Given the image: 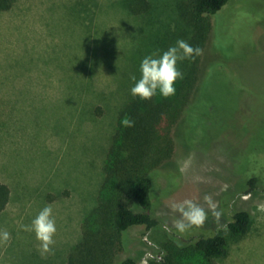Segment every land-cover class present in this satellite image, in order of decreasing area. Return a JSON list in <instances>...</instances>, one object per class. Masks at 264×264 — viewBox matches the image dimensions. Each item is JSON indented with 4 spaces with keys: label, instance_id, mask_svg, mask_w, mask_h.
I'll list each match as a JSON object with an SVG mask.
<instances>
[{
    "label": "rangeland",
    "instance_id": "obj_1",
    "mask_svg": "<svg viewBox=\"0 0 264 264\" xmlns=\"http://www.w3.org/2000/svg\"><path fill=\"white\" fill-rule=\"evenodd\" d=\"M126 1L14 0L0 11V181L10 189L0 214V231L10 234L0 242V264L66 260L94 206L131 76L139 78L145 55L192 34L182 0H148L151 8L139 14ZM209 21L199 80L158 180L161 224L146 235L132 228L119 260L152 264L174 252L171 241L181 239L173 205L191 199L207 208L204 196L211 195L220 217L209 211L203 226L177 234L210 236L218 228L228 241L218 264H264V184L246 193L250 178L264 182V0H231ZM190 61H178L183 76ZM49 204L57 231L45 252L30 225ZM228 209L251 215L239 239L224 228Z\"/></svg>",
    "mask_w": 264,
    "mask_h": 264
},
{
    "label": "trees",
    "instance_id": "obj_2",
    "mask_svg": "<svg viewBox=\"0 0 264 264\" xmlns=\"http://www.w3.org/2000/svg\"><path fill=\"white\" fill-rule=\"evenodd\" d=\"M14 0H0V11L10 9ZM231 0H182V18L192 34L188 43L201 52L190 59V66L178 81L176 93L170 97L153 96L140 100L130 96L120 111L103 164V180L94 206L80 224V238L61 264H138L127 257L119 260L126 251L132 228L142 227L144 235L161 224L155 215L158 180L165 164L174 152L173 129L188 112L192 95L199 80L198 67L209 18L223 10ZM129 11L139 14L151 8L148 0H127ZM204 38V40H203ZM130 121L131 123H127ZM162 172V173H161ZM164 178V177H163ZM261 179L248 180V190L256 189ZM256 186V187H255ZM10 199L9 187L0 181V214ZM224 228L234 239L245 235L251 225V215L245 210L228 209ZM181 243H174V252L156 257L152 264H182V260L200 256L204 264H218L215 259L226 256L228 241L216 228L210 236L182 237L174 231ZM179 241V242H180Z\"/></svg>",
    "mask_w": 264,
    "mask_h": 264
},
{
    "label": "clouds",
    "instance_id": "obj_3",
    "mask_svg": "<svg viewBox=\"0 0 264 264\" xmlns=\"http://www.w3.org/2000/svg\"><path fill=\"white\" fill-rule=\"evenodd\" d=\"M200 52L199 47H193L187 41L178 39L174 45H170L159 54L145 55L139 64V78L136 75L131 76V79L135 81L130 89L131 95L140 100H149L157 94L165 98L175 95V84L178 79L183 77V73L177 66L178 61L186 58L194 59ZM127 123L131 122L128 121ZM204 200L207 208L191 199H185L173 205V209L179 213V217L174 221V227L179 233H185L191 228L203 226L209 211L214 217H220L221 212L212 196L205 195ZM164 227L169 230L167 224ZM30 230L41 242V249L45 252L51 251L50 246L54 243L53 238L57 227L53 208L50 204L40 209L32 219ZM9 236L7 231H0V242L8 241Z\"/></svg>",
    "mask_w": 264,
    "mask_h": 264
}]
</instances>
